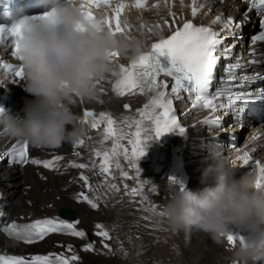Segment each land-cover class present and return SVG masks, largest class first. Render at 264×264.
Returning <instances> with one entry per match:
<instances>
[{
  "label": "bare ground",
  "instance_id": "bare-ground-1",
  "mask_svg": "<svg viewBox=\"0 0 264 264\" xmlns=\"http://www.w3.org/2000/svg\"><path fill=\"white\" fill-rule=\"evenodd\" d=\"M118 2H113V7ZM128 5H134L135 0H124ZM204 0H145L142 9L126 7L121 13V18L129 17L131 20L129 33H143L146 41V51L151 49V45L159 39L171 34L170 25L173 21L180 24L185 20H192L197 26H210L217 32L223 31L220 23L212 24L216 16L227 19L233 18L241 28L233 30L238 36L235 39V47L232 52L231 61L236 58L244 67L242 75L254 76L260 73L264 76V62L250 64L251 59L260 60L264 57V43H257L255 57L249 55L248 50L251 45L248 35L256 29V20L251 18L252 13L244 15L246 3L241 0H211L210 3L201 4ZM195 6L198 11L193 16L192 8ZM104 11V6L94 8V15L99 16ZM111 16L112 9H107ZM171 13V14H170ZM250 18V20H249ZM165 21L168 23L166 24ZM240 36V37H239ZM242 37V38H241ZM225 44L232 45L234 37L222 35L220 37ZM8 57L7 47L0 48V58ZM130 61L119 56L117 64H128ZM227 77L226 74H223ZM117 77L110 76L102 81L99 88L104 91L99 93L97 99L93 101H78L73 107L79 121L83 118L85 110L94 113L107 112L115 118L118 130L125 133L135 132V126L129 128L126 121L140 119L137 116V108L141 107L144 100L132 102L129 97H117L113 92V83ZM0 108L5 112L16 114L25 106V102L33 99L24 88L25 80L15 81L7 75H0ZM250 82L254 84L248 86ZM264 89V80H250L245 82L242 89L251 92L253 95ZM264 99H258L256 104L248 102L244 110L237 114L231 110L221 112L223 120L222 126L226 127V132L221 130H205L204 120L209 117L207 112L198 116L186 115L184 123L188 133L177 141L178 146L183 149L185 155L184 172L188 177V186L194 192L202 190L206 185H212L216 180V173L204 176V170L212 163L214 154L228 156L234 167L227 166L225 173L233 178H239L245 173L244 170L232 173L236 168L243 167V160H236L239 155L248 152L254 159L264 163V119L258 121L255 115L264 118ZM226 103V100L224 101ZM129 103L130 108L125 109L124 104ZM244 105L243 101H237L236 107ZM91 119V117L89 118ZM81 124V123H80ZM86 129V135L81 137L84 140L82 146H76V140L65 142L54 148H35L29 145L30 158L41 161H53L51 169L43 165L31 163L25 166H4L0 164V228L2 220L21 219L29 220L40 218L44 215H59L62 209L74 211L80 220V226L86 231V236L81 239L62 238L50 236L43 241L30 245H21L11 239L5 238L0 231V251L14 254L46 253L56 250L55 242L63 239L74 243V253L80 258L73 264H231L230 249L234 246L223 241L222 244L214 242L207 234L195 229L188 232H175L169 228L165 217H158L150 211H144L150 205H156V211L160 212L164 204L171 196L170 186L174 185L166 176L168 161L164 160L165 149L157 141H149L146 154L138 161L141 170V178L148 181L144 184V203L141 204L142 197L132 196L126 193L124 184L129 188L136 187L137 184L132 179H123L120 170L115 168V160L109 173H99L98 167L94 166L92 154L98 150L110 151L113 147L111 139L104 140L103 127L92 129L89 124H82ZM247 129L246 137L242 140L240 148L234 150L224 148L222 139L231 133H240ZM253 136L257 139L252 142ZM0 128V155L16 140ZM127 145V138L121 141ZM79 153L76 155L75 153ZM61 157L55 160V157ZM121 168L130 171L128 162L123 156L118 157ZM83 161L88 165L86 169L71 167L76 161ZM163 166V167H162ZM251 169V166H250ZM82 172L88 178L96 190L98 208L89 210L82 204L74 201L75 190L84 188V183L78 178V173ZM115 184L119 191L110 186ZM155 186L156 191L152 188ZM144 217H148L145 219ZM101 224L109 232L110 239H102L94 236L97 231L96 225ZM232 231L243 236L241 230L233 227ZM93 243V251H84L83 244ZM109 248H105L104 244Z\"/></svg>",
  "mask_w": 264,
  "mask_h": 264
},
{
  "label": "snow or ice",
  "instance_id": "snow-or-ice-1",
  "mask_svg": "<svg viewBox=\"0 0 264 264\" xmlns=\"http://www.w3.org/2000/svg\"><path fill=\"white\" fill-rule=\"evenodd\" d=\"M183 3V0H181ZM211 0H204V4L210 3ZM248 5L247 12L255 10L259 20L260 31L250 37V51L249 55L255 57L257 52L256 45L258 42H264V0H244ZM196 0H193V4ZM104 6V11L100 16L103 18V23L113 33L128 32L130 25L125 24L121 18V13L126 7H136L139 9L144 8L145 0H135L134 5L124 3V0H118L113 7V0H80V7L82 14L90 21H96L97 15H94L93 9ZM112 9V15H108L107 9ZM198 9L193 6V16L196 15ZM247 12L244 13L247 17ZM171 14V13H170ZM53 13H44L42 17H34L32 19H49ZM25 21L13 24L10 28L0 26V45L5 44L7 36L14 37V46L9 47L11 56L17 61L22 60L20 56V41L23 38V25ZM167 24L168 22L165 21ZM220 23L223 25V31L217 32L210 26H197L192 20H185L182 24L174 20L173 25H170L171 34L167 38H161L151 45L148 52H144L137 58L131 60L128 64L119 63L118 74H113L117 77L113 83V92L119 97H133L143 96L147 102L143 105L142 109H138L140 119L133 121H126L129 128L135 126V132L125 133L122 129L118 130L116 127L117 122L112 118L110 113L100 112L94 113L85 110L83 118L79 121L81 124H89L92 129H98L104 125L103 139L113 141V147L110 151L104 152L96 151L97 157H102L100 164L103 173H109L112 168L113 161L115 160V168L120 170L121 178L132 179L136 182V187H131L124 184L127 194L132 196L142 197L141 204L144 203V184L148 181L141 178V170L138 167V161L146 154V148L149 141L159 139L160 136L171 131L173 128H178L181 133L185 131L178 120V115L174 108V101L182 100V93H187L188 98L193 100V107L201 106L213 112L219 109L225 111H233L239 114L247 106L248 102L256 99H264V89H261L258 94L253 95L251 92H245L242 89L245 82L250 80H264V76L256 73L254 76L242 75L239 77L237 83V69L244 67L240 58H236L234 63H227L224 72L227 79L221 77L219 84L226 86H216L214 91H210L216 82L215 70L221 57L225 60L231 61L232 52L235 47V39L238 34L233 30V27L239 29L242 27L236 24L234 19L229 17L227 19L222 16H216L212 24ZM222 35H229L234 37L232 45L225 44V41L220 37ZM7 47V46H6ZM120 54L118 52L110 53V60L116 63ZM264 62V57L260 60L251 59L250 64ZM6 72L11 73L15 81L24 79L23 66L20 64L13 65L9 63L0 62ZM161 76L170 77L169 80L160 79ZM0 81V84H3ZM101 83V82H98ZM103 92L104 89L100 88ZM226 100V103L224 102ZM217 101H221L217 104ZM243 101L244 105L237 108L236 102ZM125 109L130 108L129 103L124 104ZM5 110L0 108V114ZM91 117V119H89ZM205 124L221 125L219 117L206 119ZM5 133L7 131L5 130ZM127 138V145L122 144L121 141ZM253 139H257L253 136ZM84 140L79 138L76 140V146H82ZM79 155V153H75ZM9 164L25 165L28 163L34 165H43L45 168L51 169L53 161H41L39 159L30 158L29 144L27 141H17L9 152L6 153ZM123 158L128 162L129 169L134 171L132 175L130 171L121 168L118 157ZM3 158V157H0ZM55 160L62 159L57 156ZM245 166H251V171L257 173V189L264 188V163L260 160H254L252 155L248 152L244 153L242 157ZM71 167H78L86 169L87 164H71ZM81 180L85 185L91 188L88 183L87 176L81 174ZM169 180L173 184H178L180 190H183V185L175 178L170 177ZM112 189L119 191L117 185L112 184ZM152 191L155 192L156 188L153 186ZM79 199L89 203L91 207L96 208L98 205L86 194L80 193ZM144 211H150L158 217H164L162 211H156V205H150ZM3 214L0 213V216ZM148 219V217H144ZM97 231L95 235L110 239L109 232L104 229L101 224L96 225ZM8 236L22 241L26 244H33L42 241L50 233L64 232L78 238H84L87 234L82 230H77L75 224L63 223L55 219L36 220L28 225L20 226L15 223L9 225L4 229ZM228 244L235 246L237 242L243 243L244 238L229 233L226 237ZM105 248H109L108 244H104ZM72 250V246H68V251ZM84 251H92L93 244H87ZM78 256L72 255L65 257L63 254H49L47 256H34L31 259L21 256H5L0 255V264H72L77 261Z\"/></svg>",
  "mask_w": 264,
  "mask_h": 264
},
{
  "label": "clouds",
  "instance_id": "clouds-1",
  "mask_svg": "<svg viewBox=\"0 0 264 264\" xmlns=\"http://www.w3.org/2000/svg\"><path fill=\"white\" fill-rule=\"evenodd\" d=\"M48 13H53L49 19L16 22L25 21L18 64L33 99L19 113L0 114V128L35 148L58 147L86 135L73 107L97 99L98 82L118 74L110 53L131 61L146 51L143 33H113L100 15L96 21L86 19L80 0H56ZM227 166L234 167L228 156L214 154L204 176L216 173L215 183L198 192L170 186L162 212L173 231L195 229L218 244L233 227L241 230L244 241L230 249L231 264H264V188L257 189L255 171L231 178Z\"/></svg>",
  "mask_w": 264,
  "mask_h": 264
},
{
  "label": "water",
  "instance_id": "water-1",
  "mask_svg": "<svg viewBox=\"0 0 264 264\" xmlns=\"http://www.w3.org/2000/svg\"><path fill=\"white\" fill-rule=\"evenodd\" d=\"M67 213L69 214V212H68L67 210H65V211H63L62 214H63V215H68Z\"/></svg>",
  "mask_w": 264,
  "mask_h": 264
},
{
  "label": "rangeland",
  "instance_id": "rangeland-1",
  "mask_svg": "<svg viewBox=\"0 0 264 264\" xmlns=\"http://www.w3.org/2000/svg\"><path fill=\"white\" fill-rule=\"evenodd\" d=\"M255 26H256L255 28L257 29V25H255ZM256 29L254 31H256ZM246 133H247V129L245 130L244 134L246 135Z\"/></svg>",
  "mask_w": 264,
  "mask_h": 264
}]
</instances>
